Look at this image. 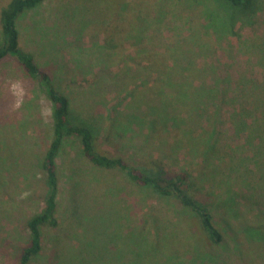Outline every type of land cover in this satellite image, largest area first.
<instances>
[{"label":"rangeland","instance_id":"1","mask_svg":"<svg viewBox=\"0 0 264 264\" xmlns=\"http://www.w3.org/2000/svg\"><path fill=\"white\" fill-rule=\"evenodd\" d=\"M8 1L0 0V10ZM131 1L139 3L141 0ZM155 3L157 7L151 8V13L150 10L143 9L142 15L136 18L142 27L141 35L128 38L127 51L121 47L115 49V40H109L108 43L103 41L110 32H105L100 26L103 18L99 19L100 13L89 0H45L41 6L26 12L18 22L21 46L34 55L41 68L53 73L55 85L70 98L73 110L84 118H93L91 121L102 116L108 117V102L112 105L116 97L123 94L120 86H123V79L119 77L126 69L115 76V72L110 73L105 67L107 63H122V60H118L120 55L128 54L129 57L126 56L125 59L129 65L135 63V56L138 55L145 62L147 55L144 51L158 49L165 52L170 48L169 52H165L170 61L194 56L198 61L194 65L197 69L195 74L207 82L213 83L214 77L219 73L238 75L247 79L246 82L253 80L256 84L264 81V0H245V4L237 9L226 8L216 0H157ZM231 11L241 14V21L237 19L238 16L235 17V24L240 25L238 31L244 40L241 44L232 42L224 30L227 19L230 28L234 22ZM122 19V15L115 16L111 20V26L118 21L120 24ZM127 19H131V14ZM132 22H129L128 27H134L132 31H137L138 26ZM124 28L126 29L125 24ZM203 36L207 38L206 41L199 40ZM195 38L198 41H193ZM121 39L124 38L120 37L118 40ZM103 45L110 50L102 47ZM138 71L136 79L140 83L146 79V83H157L159 78L156 79V75L147 68L145 71ZM166 79L165 87L171 90L172 87L168 88L170 78ZM261 87H264L263 83L257 89L258 94ZM167 102L171 105V101ZM241 102L244 107L248 104L244 99ZM259 105L260 102H257L256 106ZM122 108L118 113L123 117L128 116L122 112ZM52 110L51 101L36 82L24 76L15 59L0 61V264H17L13 256L28 239L27 220L43 208L47 188L41 159L53 138ZM123 122L118 121L117 128L123 136L121 148L131 155L129 158L138 160L144 153L153 155L160 151L166 156L165 144L156 139H145L146 133L136 132L132 128L133 124ZM258 124L262 126L261 121ZM259 126L256 133L260 135ZM242 138L247 136L241 135ZM255 141L259 143V138ZM178 153L181 155V152ZM235 153L236 156L232 155L233 161L240 167L246 166L247 171H238V176L233 181L224 180L219 175L207 178L204 183L211 189H216L218 205L222 204L229 212L227 215L222 214L235 218L236 206L240 216L237 217L239 220L236 225L232 221V228L235 231L238 230L236 227L240 228L238 237L234 239L239 243L243 238L247 242L250 240L241 229L245 228L241 221L244 220L245 210H250L247 207L249 203L246 204L247 210L232 203L227 205V201H222L221 196L225 191H231L232 187L241 193L248 184L254 183L250 186L248 195L254 193L257 207L264 211V204H260L264 199L259 196L264 192V171L257 174L253 182L251 177L256 175H251L253 172H250L259 168V162L264 163V155L259 145L253 150L244 146L243 142L238 145ZM194 156H178L176 153L166 157L167 160L170 157L172 165L183 167L184 164L189 166ZM220 165L224 167L226 163ZM58 167L61 175L58 213L60 225L45 229L44 251L33 264H96V244L98 247L106 245L112 254L120 249L116 245L121 244L120 246L125 247L123 252V248L119 252L123 254L120 259L122 261L126 257H134L131 256L133 252L137 257V253L143 251V246L132 248L134 243L130 237L135 239L136 236H141V241H154L157 236L155 226L163 241L178 233L180 235L183 221L179 204L172 200H158L154 206L148 207L144 194H151L150 190L137 188L120 171L93 166L84 157L80 144L75 139H69L64 144ZM231 171L234 169L228 164L225 170L227 177ZM203 175L207 176V172ZM218 183L223 190L217 186ZM117 209L123 211L120 216H115ZM150 212L158 215V219L152 216L150 220ZM112 221H116L118 225ZM116 226L119 228L115 229ZM119 233L122 237L118 236ZM127 240L130 242L125 246ZM229 241L231 244L223 253L225 260L221 259L220 263H246L237 260L233 253L235 242L232 239ZM252 244L257 245V241L253 240ZM257 250L258 254L264 252L263 247ZM175 255L182 260H178L176 264H190L188 260L192 259L191 256H185L183 252ZM245 259L249 258L245 256ZM202 263L201 261L200 264ZM259 264H264V258L260 259Z\"/></svg>","mask_w":264,"mask_h":264},{"label":"trees","instance_id":"2","mask_svg":"<svg viewBox=\"0 0 264 264\" xmlns=\"http://www.w3.org/2000/svg\"><path fill=\"white\" fill-rule=\"evenodd\" d=\"M44 1L9 0L0 10V61L15 59L24 76L39 85L53 106V138L46 146L41 159L47 188L46 197L42 210L27 220L28 239L13 256L17 264H33L44 251L45 229L60 225L58 213L61 175L58 159L64 144L69 139H75L80 144L82 154L96 168L120 171L137 188L150 190L151 194H144L148 207L154 206L158 200L167 202L172 200L180 205L182 212L183 228L180 230V235L178 233L177 236L163 241L164 239L159 237V229L155 226L157 236L154 241L146 239L145 243L144 240H140L141 236H136L135 239L130 237L129 239L134 243L132 248L143 246V251L137 253V257L133 252L131 256L134 257H126L122 261L120 259L123 254L119 252L122 248L123 252L125 247L120 246L121 244L116 245V248L120 247V249H116L115 254L110 253L106 245L98 247L96 244V264H176L178 260H182L175 253L181 252L185 256H191L192 259L188 260L190 264H200L201 261L202 264H221L220 260H225L223 253L231 244L229 240L232 239L233 242L238 237L240 228L235 226L238 230H233L232 221L234 220L236 225V221L239 220L237 217L240 215L235 206L237 211L235 218L226 216L229 212L222 207V204L218 205L215 198L216 189H211L204 182L211 176L219 175L224 180L233 181L237 178L238 171L241 169L247 171L246 166L240 167L232 158V155L236 156L235 150L241 142L253 150L259 145L264 155V87H261L259 94L257 92L264 81H260V84L254 83L253 80L246 82L247 79L244 80L238 75L232 76L230 73L216 74L213 83L207 82L206 79L204 81L199 79L200 75L195 74L197 69L194 65L198 64V61L194 56L170 61L165 55L170 48L165 52L158 49L144 51L147 55L145 62L138 55L135 56V63L129 65L125 59L129 56L124 53L125 55L118 56V60H122V63L118 65L112 62L105 66L110 73L115 72V76L119 75L122 69H126L119 77L123 79V86L120 85L123 94L116 97L112 105L108 102L109 107L106 109L108 117L102 116L96 118V121H91L93 118H84L73 110L70 98L55 85L53 73L41 68L34 55L21 46L19 20L26 12L41 6ZM216 1L231 9H237L245 4V0ZM89 2L96 6L101 16L99 19L103 18L100 26L105 32H110L103 41L108 43L109 40H115V49L121 47L124 51L128 50L126 45L129 37L141 35L142 27L136 19L138 15H142L141 11L150 10L151 13L154 7H157L155 3L157 0H141L139 3L131 0H89ZM129 14H131L130 20L127 19ZM120 15L123 16L120 24L118 21L111 26V20ZM240 15L238 12H232L234 22L231 28L228 19L226 28L224 26L229 39L236 44L244 42L241 32L238 31L240 25L235 24V17L238 16L237 19L241 21ZM127 20L133 21L132 23L139 29L132 31L134 27L130 29L129 22L125 23ZM120 37L124 39L118 40ZM199 40L206 41L207 38L203 36ZM193 41H198V38ZM102 47L110 50L105 45ZM146 68L156 75V79L159 78L157 83H152L149 78L148 83H146L147 79L141 83L136 79L138 69L142 72ZM166 77L170 78L168 88L172 87L171 90L165 87ZM171 78L174 81L171 82ZM243 99L248 102L246 107L240 104ZM167 101H171V105H168ZM257 102H260L259 106H256ZM120 108L128 116L123 117L118 113ZM118 121L133 124L132 128H135L136 132L146 133L147 140L161 141L167 146L166 156H174L177 153L178 156L195 155L196 157H193L189 166L184 164L183 167L172 165L169 162L170 157L167 160L161 151L153 155L144 153L140 159L133 160L129 158L131 155L121 148L123 136L118 132ZM258 121H261V127ZM258 126L261 129H259L260 135L256 133ZM241 135H246L247 138L241 139ZM257 138L259 143L255 141ZM178 152H181V155ZM221 163L226 165L221 167ZM228 164L234 169L229 172V177L225 172ZM258 167V172L250 170L253 172L251 175H256L251 177L252 182L256 180L257 174L263 173V161L258 163ZM206 172L207 176L203 175ZM253 185L254 183L248 184L241 193L232 187L231 191H225L221 196V200L227 201V205L232 203L247 209L246 204L249 203L247 207L250 210L247 209L249 210L247 212L245 210L244 220L241 221L245 228L241 227V229L250 240L247 242L243 238L239 243L233 242V253L236 254L239 262H246L244 264H259L260 259L264 258L262 257L264 252L257 253V248H264V211L257 207L255 194L248 195L250 193L248 190ZM217 186L223 190L220 183ZM259 196L264 199V192ZM114 206L118 207L117 204ZM122 212L117 209L115 216H120ZM152 216L158 219V215H152L150 212L148 218L151 220ZM115 222L112 221L113 224H116ZM113 236L115 237L114 234ZM118 236L122 237L120 233ZM253 240L257 241V245L252 244ZM103 241L106 243L105 238ZM129 242L127 240L125 246H128ZM107 245L111 248L109 244ZM245 256L249 259L246 260Z\"/></svg>","mask_w":264,"mask_h":264}]
</instances>
